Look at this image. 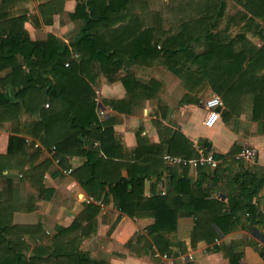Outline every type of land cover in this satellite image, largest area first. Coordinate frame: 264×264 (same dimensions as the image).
Wrapping results in <instances>:
<instances>
[{"label": "trees", "instance_id": "trees-1", "mask_svg": "<svg viewBox=\"0 0 264 264\" xmlns=\"http://www.w3.org/2000/svg\"><path fill=\"white\" fill-rule=\"evenodd\" d=\"M14 1L2 0L0 9ZM130 3L132 0H80L77 3L72 18L79 16L85 24L81 35L72 43L79 54L78 60L71 59L68 47L53 35H48L44 41L31 40L23 28L24 15L9 16L1 11L0 72L4 74L2 85L9 89L10 94L6 90L0 91V124L15 120L22 113H39V120L29 123L22 134L38 137L44 144L51 140L54 147L52 157L63 169L69 168V156L83 154L86 158L84 168H78L72 174L77 176L78 170H85V184L91 185L88 187L93 190L90 194L94 198L103 195L104 199L111 195L115 208L121 213L131 218H153V223L146 228V236L139 239L146 242L152 252L170 250L168 236L176 232L180 216L193 220L192 246L199 241L210 244L238 228L246 229L253 238L264 241V211L252 202L264 187V172L259 175L248 170L236 172L231 176L233 188L228 194L220 190L217 195H212L214 185L221 180L219 172L228 165L227 159L236 161L234 155L241 147L231 146L226 159L222 154L212 153L214 159H222L221 162L212 170L198 165L195 181L186 175L170 174L167 180L169 188L163 195L146 196L144 191L145 177H159L161 169L168 168L163 160L160 159L152 169L147 160L139 159V154L131 164L113 161L117 156L118 143L114 140L111 120L99 119L92 85L99 72L115 80V75L125 63L115 55L117 49L102 45L100 38L101 28L107 25L110 15ZM198 3L201 5L198 15L182 23L181 31L163 42L165 55L191 57V64H197V69H189L194 75V84L212 88L228 112L238 113L240 104L249 97L251 118L262 125L264 44L257 46L250 36L264 39V0H201ZM228 3L238 8L226 16ZM223 19L226 24L219 28ZM234 27L238 31L232 33L230 29ZM181 35L183 42L170 50V41L173 39L175 45ZM194 39H199L201 47V51L195 53L192 46L186 45ZM152 49L153 46L143 44L129 55L133 54L137 60ZM67 60L68 64L64 65ZM169 68L176 71L173 65ZM121 82L128 90L138 85L130 73L122 77ZM45 103H48L47 108ZM93 128L99 132L100 147L97 151L83 148ZM12 131L6 153L0 155V175L9 167L10 160L26 148L21 131ZM200 143L205 152L210 151L211 145L206 139ZM166 144L170 155L187 159L197 155L182 135L173 136ZM17 163L20 164V160ZM46 167V163L32 165L24 176H35L39 171L42 177ZM121 167L126 168L127 177L119 174ZM80 183L85 186L82 181ZM3 195L4 192L0 191V264H110L93 260L80 252L74 239L63 244L57 241L70 233L73 226L63 228L51 240V245L35 247L27 255L29 245L21 239L23 232L18 231L26 227L12 224V207ZM236 246L235 242H220L212 249L221 251L229 264H240L241 253L235 251ZM258 251L263 257V247H258Z\"/></svg>", "mask_w": 264, "mask_h": 264}, {"label": "crops", "instance_id": "crops-1", "mask_svg": "<svg viewBox=\"0 0 264 264\" xmlns=\"http://www.w3.org/2000/svg\"><path fill=\"white\" fill-rule=\"evenodd\" d=\"M199 1L132 0V3L111 14L107 25L101 28L100 43L117 49L115 55L125 62L115 75V80L99 72L92 85L99 119L111 120L114 140L118 143L117 156L113 161L131 164L139 154V159L147 160L151 169L159 164L160 159L168 166L161 169L159 177H145L146 196L165 194L169 188L167 180L172 173L186 175L192 181L198 178V167L172 161L182 158L167 152L166 143L171 142L173 136H184L191 143L197 157L202 151L205 154L219 153L226 159L233 145L241 149L248 146L256 149V157L250 160L251 164L256 161L258 165L255 167L247 166L245 162L239 165V160L227 159L228 165L223 166L219 172L221 180L212 189L213 196L220 190L227 194L231 191V176L236 172L248 170L258 175L264 172V119L261 120L262 125L252 120L251 99H244L238 113L228 112L223 103L220 119L209 131L212 134L206 135L202 122L205 115L204 100L211 93H217L209 86L194 84V75L189 69H197V64H191V57L178 55L173 58L164 53L163 42L181 31L182 23L198 15L201 6ZM78 2L80 0H16L12 5L5 2L0 12L4 10L9 16L24 15L26 20L23 28L31 40L44 41L48 35H53L68 47L70 58L78 60L79 54L72 43L81 35L85 25L81 17L72 18ZM44 5L47 7L44 8ZM250 40L257 46L264 44V39L256 36L251 35ZM181 42L182 35L175 45L172 39L170 50H174ZM143 44L153 46L154 49L145 52L137 60L133 54L129 55ZM199 44V39L186 43L192 46L194 53L201 51ZM74 54L77 56L74 57ZM169 65H173L176 71L170 69ZM129 73L138 85L128 90L123 86L121 78ZM3 77L4 74L0 72V91L6 90L10 94L9 89L2 85ZM101 109L105 110L103 114H100ZM39 118L36 112L22 113L15 120L0 124V155L6 153L12 129H19L26 142L23 153L14 156L8 163L9 167L0 175V191L4 192L3 199L12 207V224L26 227L18 231L23 232L21 239L29 245L27 255L35 247L51 245V240L63 228L73 226L70 233L59 237L57 241L63 244L74 239L80 252L93 260L110 264H229L221 251L212 249L214 244L220 242L237 244L235 251L241 253L240 264H264V256L258 251V247L264 249L262 242L253 238L246 229L238 228L210 244L199 241L192 246L190 235L194 223L191 217L184 216L177 219L176 232L168 236L170 250L164 253L181 250L193 256L192 259L170 262L159 258L158 251L152 252L146 242L139 240L146 236V228L153 223V218H131L121 213L115 208L111 195L104 199L103 195L94 198L90 194L92 189L89 188L91 185L85 184V170H78L77 176L72 174L74 170L84 168L86 158L83 154L69 156V168L63 169L58 160L52 157L54 147L51 140L44 144L38 137L22 134L28 129L29 123ZM236 124L248 128H236ZM204 139L211 145L209 152H205L200 143ZM85 141L84 149L99 150L98 130L93 128ZM194 142H198L202 150L199 151ZM15 159L20 160V164ZM221 160L217 159L216 166ZM38 163L47 164L42 177L39 171L35 176L25 177L30 167ZM202 166L206 170L214 169L209 165ZM119 174L127 177L126 168L121 167ZM162 187H165L164 192ZM263 198L264 187L252 201L262 211Z\"/></svg>", "mask_w": 264, "mask_h": 264}, {"label": "built area", "instance_id": "built-area-1", "mask_svg": "<svg viewBox=\"0 0 264 264\" xmlns=\"http://www.w3.org/2000/svg\"><path fill=\"white\" fill-rule=\"evenodd\" d=\"M74 57L77 55L74 54ZM68 63L66 62L65 65ZM98 94V92H97ZM45 107H48V103L45 104ZM223 107L222 99L219 95L215 93H211L205 100H204V109H205V115L203 117V125L206 128H212L216 125L217 121L221 117V109ZM104 109L100 110V114L104 113ZM195 147L200 151L202 150L201 146L198 144V142H194ZM257 151L254 147H243L238 153L234 155V158L236 160H244V161H250L254 160L256 157ZM176 163H182L183 165H190L193 167H197L198 165H209L210 167H215L217 164V160L214 159L213 155L210 153H203L201 151L200 155L197 158L193 159H187V158H179L172 160ZM162 192L165 191V187H162ZM262 245L264 246V241H261ZM261 246V245H259ZM158 257L161 259H168L170 262H175L177 260H184V259H192L193 256L186 255L180 251H176L173 253H163L159 254L157 253Z\"/></svg>", "mask_w": 264, "mask_h": 264}, {"label": "rangeland", "instance_id": "rangeland-1", "mask_svg": "<svg viewBox=\"0 0 264 264\" xmlns=\"http://www.w3.org/2000/svg\"><path fill=\"white\" fill-rule=\"evenodd\" d=\"M235 9H236V6L234 5V4H232V3H228V5H227V8H226V16H228V15H231L232 13H234L235 12ZM225 16V17H226ZM226 23H225V19H223L222 21H221V23H220V28L221 27H223L224 25H225ZM230 31L232 32V33H235V32H237L238 31V28H231L230 29ZM200 116H201V114H202V111H201V109H200ZM221 121V120H220ZM219 121V122H220ZM236 128H241V129H246V128H248V126L247 127H243L242 125H238V124H236ZM204 131H205V134L206 135H211L212 133L211 132H209L212 128H206V127H204ZM203 131V132H204ZM240 163H239V165L241 164V165H243V163L245 162V163H247V166H250V167H255L256 165H258L257 163H256V161L255 162H253L252 164H251V162L250 161H239ZM250 163V164H249Z\"/></svg>", "mask_w": 264, "mask_h": 264}]
</instances>
